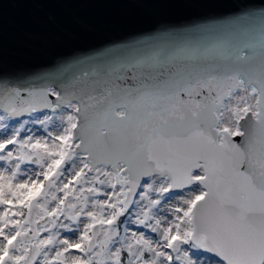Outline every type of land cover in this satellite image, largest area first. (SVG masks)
I'll return each instance as SVG.
<instances>
[{
  "label": "snow or ice",
  "instance_id": "snow-or-ice-1",
  "mask_svg": "<svg viewBox=\"0 0 264 264\" xmlns=\"http://www.w3.org/2000/svg\"><path fill=\"white\" fill-rule=\"evenodd\" d=\"M250 59L86 99L56 77L0 86V264H264Z\"/></svg>",
  "mask_w": 264,
  "mask_h": 264
},
{
  "label": "water",
  "instance_id": "water-1",
  "mask_svg": "<svg viewBox=\"0 0 264 264\" xmlns=\"http://www.w3.org/2000/svg\"><path fill=\"white\" fill-rule=\"evenodd\" d=\"M241 48L257 69L264 0H0V86L56 77L86 99L161 72L236 65Z\"/></svg>",
  "mask_w": 264,
  "mask_h": 264
},
{
  "label": "rangeland",
  "instance_id": "rangeland-1",
  "mask_svg": "<svg viewBox=\"0 0 264 264\" xmlns=\"http://www.w3.org/2000/svg\"><path fill=\"white\" fill-rule=\"evenodd\" d=\"M39 135V133H37Z\"/></svg>",
  "mask_w": 264,
  "mask_h": 264
}]
</instances>
